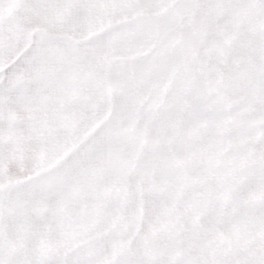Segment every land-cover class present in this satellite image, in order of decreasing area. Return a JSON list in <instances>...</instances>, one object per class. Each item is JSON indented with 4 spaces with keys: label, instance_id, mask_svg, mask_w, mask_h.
I'll use <instances>...</instances> for the list:
<instances>
[{
    "label": "snow or ice",
    "instance_id": "obj_1",
    "mask_svg": "<svg viewBox=\"0 0 264 264\" xmlns=\"http://www.w3.org/2000/svg\"><path fill=\"white\" fill-rule=\"evenodd\" d=\"M0 264H264V0H0Z\"/></svg>",
    "mask_w": 264,
    "mask_h": 264
}]
</instances>
